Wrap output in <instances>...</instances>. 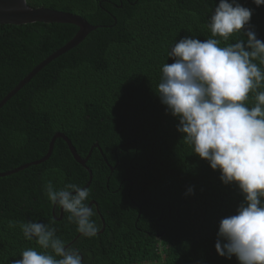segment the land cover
<instances>
[{"label": "trees", "instance_id": "obj_1", "mask_svg": "<svg viewBox=\"0 0 264 264\" xmlns=\"http://www.w3.org/2000/svg\"><path fill=\"white\" fill-rule=\"evenodd\" d=\"M238 2L252 10L248 27L264 42V5ZM27 4L73 13L97 28L0 108V173L41 159L54 134L63 133L88 157L89 204L96 203L91 219L99 231L82 236L68 213L59 220L61 208L45 195L49 181L57 189L67 183L83 188L90 179L57 138L47 161L0 177V264L38 248L20 229L28 221L54 227L83 264H239L234 255L220 256L215 244L221 219L236 214L243 194L192 153L178 119L155 93L163 64L174 62L167 53L175 42L210 37L207 24L219 0ZM78 30L63 23L0 24V101ZM236 38L246 39L237 34L229 42ZM246 104L253 106V94Z\"/></svg>", "mask_w": 264, "mask_h": 264}, {"label": "clouds", "instance_id": "obj_2", "mask_svg": "<svg viewBox=\"0 0 264 264\" xmlns=\"http://www.w3.org/2000/svg\"><path fill=\"white\" fill-rule=\"evenodd\" d=\"M253 2L264 5V0ZM251 16L252 10L238 0H219L207 24L210 37L175 42L167 53L174 62L163 64L155 93L166 112L178 119L177 131L192 153L243 194L236 214L219 223L217 253L229 259L234 255L239 264H264V42L248 27ZM237 34L246 39L230 43ZM250 93L251 107L246 104ZM45 195L68 213L78 233L97 235L90 189L74 183L57 189L49 181ZM20 229L38 248L23 250L12 264H83L81 254L66 246L54 227L28 221Z\"/></svg>", "mask_w": 264, "mask_h": 264}, {"label": "water", "instance_id": "obj_3", "mask_svg": "<svg viewBox=\"0 0 264 264\" xmlns=\"http://www.w3.org/2000/svg\"><path fill=\"white\" fill-rule=\"evenodd\" d=\"M34 22L73 24L77 26L79 30L66 44H64L61 48L45 58L42 62L35 66L22 80H20V82L0 101V108L3 107L10 100V98H12L20 89H22L47 64H49L51 61L61 56L62 54L78 46L91 31L97 28V26L91 25L84 18L73 13L58 11L45 7L32 8L28 6L27 2L24 3V0H0V24L22 25ZM57 138H61L65 141L73 159L88 170L90 179L84 186L88 188L92 179V171L86 166L88 157L82 159L80 155H78L71 141L63 133L60 132L54 134L49 143L47 153L41 159L21 165L11 171L2 172L0 173V177L23 170L31 165H38L47 161L52 154L54 142ZM92 204L96 205L95 202H91L89 206L91 207ZM53 214L55 216V212H53ZM102 221L104 223L103 218ZM103 230L104 228L101 229L100 232H102ZM69 245L70 244H68L67 246Z\"/></svg>", "mask_w": 264, "mask_h": 264}, {"label": "flooded vegetation", "instance_id": "obj_4", "mask_svg": "<svg viewBox=\"0 0 264 264\" xmlns=\"http://www.w3.org/2000/svg\"><path fill=\"white\" fill-rule=\"evenodd\" d=\"M61 211H62V214H61V216L59 217V220H61L62 218H63V210L61 209ZM61 213V212H60Z\"/></svg>", "mask_w": 264, "mask_h": 264}]
</instances>
